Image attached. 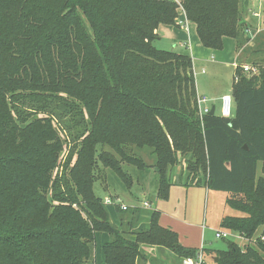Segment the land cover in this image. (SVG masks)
I'll return each mask as SVG.
<instances>
[{
    "label": "trees",
    "instance_id": "1",
    "mask_svg": "<svg viewBox=\"0 0 264 264\" xmlns=\"http://www.w3.org/2000/svg\"><path fill=\"white\" fill-rule=\"evenodd\" d=\"M180 2L203 48L221 51L224 38L237 51L250 43L248 0ZM177 10L170 0H0V264H84L101 234L109 236L98 246L103 264L146 260L143 246L181 262L201 250L211 264H264V69L246 79L237 63L231 117L200 119L191 57L152 45L160 25L178 27ZM56 109L70 110L76 143L72 165L52 179L64 148ZM133 148L151 150L159 199L176 182L225 193L241 215L218 226L246 244L182 247L159 211L141 207L114 206L111 222L93 193L94 170L100 163L128 186L120 164L147 167ZM180 163L185 172L172 181Z\"/></svg>",
    "mask_w": 264,
    "mask_h": 264
},
{
    "label": "rangeland",
    "instance_id": "2",
    "mask_svg": "<svg viewBox=\"0 0 264 264\" xmlns=\"http://www.w3.org/2000/svg\"><path fill=\"white\" fill-rule=\"evenodd\" d=\"M170 1L178 6L177 21L179 24V21L183 18L179 11L180 9L182 10L181 2L180 0ZM182 12L184 11L182 10ZM242 18L249 28L254 30V33H250L251 39L249 44L239 51L236 50L234 67L231 65L235 50L231 42L232 40H223L222 50L217 51L218 53H216L218 55L203 53L201 46L196 39L193 26L189 22L187 24L188 30L183 27V23L177 28L160 25L157 30L158 38L152 43V45L158 50L173 51L178 54L189 55V51L187 50V47L189 49V45L186 43V45L182 46L181 42L190 41L189 43H191L193 51L191 53L197 96L201 99H206V106L209 107V109L214 106V114L216 116H221L220 106L222 96H232L233 73L234 69L237 68V63L241 64L242 68V72L239 73H241L246 79L253 76L257 77L260 69H262V67L264 69V0H248V5L244 9ZM249 32L250 31L247 33L245 31L248 35ZM244 67H248L249 70L244 71ZM202 69L204 70L203 73L201 72ZM49 109H51V106ZM56 110L57 111L52 112L55 116V118L52 119V123L61 137L64 148L59 153L56 168L52 171V179L56 177V173H61L62 168L67 162L69 163V167L72 165L75 156L70 158V161L68 158L69 150L72 148V144L76 143V139H72V135L73 137L75 135V129L68 128L70 122L67 117L71 113L70 110ZM231 111H234L233 100L231 103ZM45 116L46 115L41 113L38 115L39 118ZM57 118H60V120ZM58 122L61 125H59ZM64 128L66 131H63ZM150 151L151 150L148 148L132 149L134 157L140 158L147 165L145 169H138L135 166L128 165L124 162L120 164L122 172L130 182L128 186H125L122 180L113 173L111 169L101 166L100 163H98V166L95 168L93 193L96 197L101 199L105 205H108L107 209L111 222L118 225V216L115 212L114 206L120 208L125 206L130 209L137 207L142 208V203L147 202L150 205L147 212L157 210L161 212L166 211L169 215H175V213H177L178 216L187 219L190 223L201 226L203 225V227H205L204 234L206 243L215 248V250H224L225 240L234 241L241 247L246 244V239L237 236V234L232 231L228 232L234 237H228L225 240L215 237L216 232H222L218 226L222 217L241 215V213L226 206L225 199L227 195L225 193L207 191L204 187H185L182 183L176 182L169 188L168 197L166 199L157 198V183L155 181L154 167L152 166L154 164V158L151 156ZM184 168L185 167L182 163L171 168L170 172L172 181H176L178 175L185 172ZM258 168V176H262L260 164L258 165ZM107 201L110 204H108ZM82 216L85 217V214H82ZM147 219L148 214H144L140 220L144 221ZM126 229L128 230L124 233V236L129 239L132 237L134 230L133 227H130L129 229L127 226ZM257 236L258 234L253 236L252 239H255ZM103 238H107V241L109 240L107 234H101L97 236V242L103 244L105 242ZM144 250L145 247L143 246L142 251L145 254L146 251ZM160 251H163V253H161L162 255H159L163 260L168 258L169 254L172 253L170 250L164 248H161ZM206 260L207 263L211 264L210 258H206ZM89 261H92V258H90ZM177 264H180L179 261Z\"/></svg>",
    "mask_w": 264,
    "mask_h": 264
},
{
    "label": "crops",
    "instance_id": "3",
    "mask_svg": "<svg viewBox=\"0 0 264 264\" xmlns=\"http://www.w3.org/2000/svg\"><path fill=\"white\" fill-rule=\"evenodd\" d=\"M179 11L181 12V14L183 16V18L181 20L183 22L179 21L178 27L181 26V24L183 23V25H184L183 27H185L188 30V28H187L188 21L185 19L184 12H182L181 9ZM177 23H178V21H177ZM191 25L193 26V29L195 31V25L192 23H191ZM157 30H158V28H157ZM156 33H157V31H156ZM157 35H158V33H157ZM195 35H196V32H195ZM196 39L198 40L197 36H196ZM225 39H229V38H224L223 40H225ZM223 40H222V42H223ZM189 42L190 41L188 40V42L185 41V42H181V43H182V46L186 45V43L189 45V49L187 47V50L189 51V55L192 59V53L191 52H193V51H192L191 43H189ZM231 42H232V45L235 49V42L233 40ZM179 43H178V45H179ZM198 44L201 46L199 40H198ZM201 50L203 51V53H206V54L218 55V54H216V53H218L217 51H211V50L203 48L202 46H201ZM235 53H236V50H234V58H233V61L231 62L232 67H234L233 65H235ZM201 97H204V96H201ZM212 108H214V106H212ZM159 212H160V216H159V220H158L159 225L163 228L170 229L171 231L175 232L178 236V242L182 247L194 248L197 250L202 249V248L215 250V248L211 247L208 243H206V238H205V234H204V228L205 227H203V225L201 226V225H196V224L190 223L187 221V219L178 216L177 213H175V215H169L168 212H166V211H164V212L159 211ZM117 223H118V221H117ZM103 239L105 240V242H107V240H106L107 238H103ZM101 242H103V241H101ZM99 245L100 244L98 243L94 260L86 262L84 264H103L102 259H101V254L99 253V250H98ZM144 251H146L145 255L148 257V259L137 261L136 264H150V262H149L150 259L153 260V264L154 263L155 264H177L178 261L180 264H182L179 259H176L175 256L172 255V253L169 254L168 258L163 260V258H161L159 256V255H162L161 253H163V251H160V249H156L154 247H145Z\"/></svg>",
    "mask_w": 264,
    "mask_h": 264
},
{
    "label": "built area",
    "instance_id": "4",
    "mask_svg": "<svg viewBox=\"0 0 264 264\" xmlns=\"http://www.w3.org/2000/svg\"><path fill=\"white\" fill-rule=\"evenodd\" d=\"M246 32L248 33V30H246ZM244 71H248V67H244L243 68ZM204 70H202L201 72L203 73ZM198 97V96H197ZM206 99H201V98H197V105H198V116L201 119L204 115L208 114L211 109H209V107L206 106ZM231 103H232V98L228 95H224L221 98V106H220V113H221V117L224 118H230L231 117ZM108 203V201H107ZM106 203V204H107ZM110 204V203H108ZM142 208L144 209H148L150 207L149 203L147 202H143L142 203ZM127 207L122 206L121 209L122 210H126ZM215 237L218 239H227L228 237H234L230 232L228 231H222L221 233L216 232ZM182 264H207L203 254L201 252V250H199V252L197 253L195 258H185L182 260L181 262Z\"/></svg>",
    "mask_w": 264,
    "mask_h": 264
},
{
    "label": "water",
    "instance_id": "5",
    "mask_svg": "<svg viewBox=\"0 0 264 264\" xmlns=\"http://www.w3.org/2000/svg\"><path fill=\"white\" fill-rule=\"evenodd\" d=\"M214 113V108L211 109L210 114L212 115Z\"/></svg>",
    "mask_w": 264,
    "mask_h": 264
}]
</instances>
